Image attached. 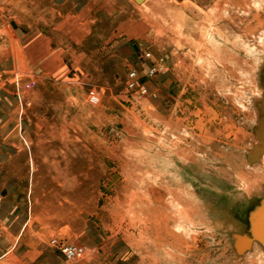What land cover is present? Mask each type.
<instances>
[{"label":"rangeland","instance_id":"374dc122","mask_svg":"<svg viewBox=\"0 0 264 264\" xmlns=\"http://www.w3.org/2000/svg\"><path fill=\"white\" fill-rule=\"evenodd\" d=\"M140 3L45 70L0 10V264H264V0Z\"/></svg>","mask_w":264,"mask_h":264},{"label":"crops","instance_id":"0c3cea01","mask_svg":"<svg viewBox=\"0 0 264 264\" xmlns=\"http://www.w3.org/2000/svg\"><path fill=\"white\" fill-rule=\"evenodd\" d=\"M133 2L141 5L137 0H10L0 3V10H10L11 20L28 22L26 28H14L19 37L36 38L28 43L30 49L24 44L22 53L29 55L23 53L21 62L45 70L52 69L51 54L68 52L69 46L81 43L84 38L97 35L110 43L116 36L129 35L121 30L131 21ZM6 60L3 57L0 63H7ZM4 144V141L0 144L1 163Z\"/></svg>","mask_w":264,"mask_h":264},{"label":"built area","instance_id":"2783aa9c","mask_svg":"<svg viewBox=\"0 0 264 264\" xmlns=\"http://www.w3.org/2000/svg\"><path fill=\"white\" fill-rule=\"evenodd\" d=\"M147 57H150V53L145 54ZM156 72V69L153 68L150 70V74H154ZM136 75V72L132 71L130 73V77H134ZM135 83H130V86H133ZM34 85V82H28L26 84V87H32ZM3 202V197L0 194V205ZM52 243L62 252L64 257L68 260H73L76 258L81 257L85 253V248L82 245L79 244H71L66 242H60L57 239H53Z\"/></svg>","mask_w":264,"mask_h":264},{"label":"water","instance_id":"95a60500","mask_svg":"<svg viewBox=\"0 0 264 264\" xmlns=\"http://www.w3.org/2000/svg\"><path fill=\"white\" fill-rule=\"evenodd\" d=\"M142 1H143V0H137V2H139V3L142 2ZM250 156H251V155H250Z\"/></svg>","mask_w":264,"mask_h":264},{"label":"bare ground","instance_id":"6f19581e","mask_svg":"<svg viewBox=\"0 0 264 264\" xmlns=\"http://www.w3.org/2000/svg\"><path fill=\"white\" fill-rule=\"evenodd\" d=\"M143 1H144V0H143ZM143 1H142V2H143Z\"/></svg>","mask_w":264,"mask_h":264}]
</instances>
